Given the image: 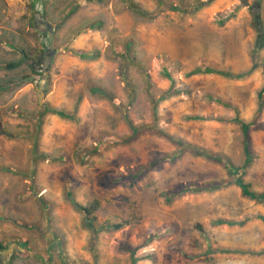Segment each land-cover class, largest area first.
<instances>
[{
    "label": "rangeland",
    "instance_id": "374dc122",
    "mask_svg": "<svg viewBox=\"0 0 264 264\" xmlns=\"http://www.w3.org/2000/svg\"><path fill=\"white\" fill-rule=\"evenodd\" d=\"M160 2L0 0V264H264V202L191 152L241 168L255 122L237 177L264 191V0Z\"/></svg>",
    "mask_w": 264,
    "mask_h": 264
},
{
    "label": "trees",
    "instance_id": "16d2710c",
    "mask_svg": "<svg viewBox=\"0 0 264 264\" xmlns=\"http://www.w3.org/2000/svg\"><path fill=\"white\" fill-rule=\"evenodd\" d=\"M212 0H210L211 2ZM158 2L161 4L160 0H158ZM205 4H209V1L204 3V4H201L200 6L198 5L196 8H195V11H197L200 7H202L203 5ZM132 8L134 10H136L141 16L143 17H149V18H154L156 16L155 15H149L147 14L146 12L140 10L138 7L136 6H133L132 5ZM173 10H175V8H172ZM178 10H180L178 8ZM22 61H16V62H7L5 63V68L8 69V70H13V69H16L18 68L20 65H21ZM200 73L201 70H196V72L194 73ZM221 74L224 76V77H227V78H230V79H240L243 76V73L241 74H234L232 72H221ZM91 92L93 94H99L103 97H106V98H111V94H109L105 89H103L102 87H94L91 89ZM259 98L260 100L262 99L261 101V108H260V111L263 107V103H264V98H263V94H264V88H262L260 91H259ZM213 99V98H212ZM215 102H217L218 104L220 105H223L225 107H229V105L223 103V101L219 98H215L214 99ZM53 112L57 115H62V116H67L65 115L64 113L62 112H59V111H55L53 110ZM127 117V116H126ZM234 122L240 124V127H241V130H242V133H243V142H244V153H245V163L244 165L241 167V168H237L235 167L228 159H226L224 156L220 155V154H213V153H210L204 149H198V148H194L193 150H191L192 154L196 155V156H202V157H205L206 159L210 160V161H214V162H217L219 164H222L224 165L227 169H228V172L233 176V177H236L234 181L237 182L238 186L241 188L242 190V193L244 196L246 197H249L251 199H254V200H259V201H262L264 202V191L263 192H255L253 190H251L248 186V184H246L243 179H242V176H239L237 177V170L240 169H244L246 167H248L254 160V157H255V154L252 150V144H251V136H250V131H251V128L252 127H257V124L255 122H246L242 119H239V118H235L233 120ZM129 124L131 125V128H132V133L128 136H124V137H115L114 138V141L116 143H122V144H125V143H129V142H132L134 140H136L141 134L143 133H146L149 131V129L145 126L143 127H137L135 126L132 122L129 121ZM162 133V132H161ZM103 136H106V134H103ZM167 138L169 139H173L172 137H170L169 135H165ZM174 143H176L177 145H180V141H173ZM35 152L37 153V150H35ZM176 157V154L171 158L170 157H167V156H162V157H159V158H154L152 159L149 164H148V167H146L144 169V171H141V170H137L135 172H130V175H131V183H130V187H133L137 184L138 182V178H141L142 174L146 171H148L149 168H154L156 167L159 163H162L164 161H166L167 159H171V160H174ZM67 197L72 201L73 203V206H74V209L82 212L86 218H88L89 220V225L88 227L90 229H95L94 228V223L91 222L92 219L94 218H91V216L93 215V213H95V211L98 209V202L97 201H94L92 204L88 205V206H84L78 202H76L73 198V195L72 193H68L67 194ZM116 228H119V226H115ZM132 264H135V261L132 263Z\"/></svg>",
    "mask_w": 264,
    "mask_h": 264
}]
</instances>
